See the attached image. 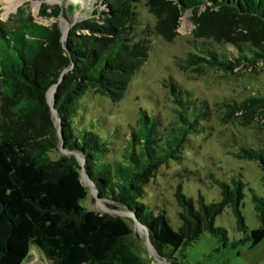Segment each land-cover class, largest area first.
I'll list each match as a JSON object with an SVG mask.
<instances>
[{
    "label": "trees",
    "instance_id": "1",
    "mask_svg": "<svg viewBox=\"0 0 264 264\" xmlns=\"http://www.w3.org/2000/svg\"><path fill=\"white\" fill-rule=\"evenodd\" d=\"M39 1L38 15L52 23L35 20L25 8L13 14L14 26L0 19V264H21L31 246L50 264H148L138 231L169 264H196L184 261L185 249L203 231L228 244L226 228L214 224L225 206L232 208L243 234L232 246L258 244L264 237V196L253 195L259 225L248 229L239 208L240 180L230 185L214 179L220 186L218 202L188 197L181 185L176 187L178 228L165 210L155 214L141 200L160 169L170 160L181 161L190 137L210 122L248 127L256 116L264 117V95L236 100L223 94L209 104L169 77L164 85L170 116L164 118L157 107L151 113L140 109L118 147L80 126L76 116L87 91L121 101L148 59L151 36L175 40L188 10L189 51L173 60L180 71L264 65V0H98L78 21L69 19L77 4ZM140 1L154 18L152 25L140 21ZM61 15L70 20L65 31ZM223 45L227 50L219 48ZM55 84L52 108L47 92ZM252 135L234 154L254 160L264 184V131ZM88 188L129 216L82 205Z\"/></svg>",
    "mask_w": 264,
    "mask_h": 264
},
{
    "label": "rangeland",
    "instance_id": "2",
    "mask_svg": "<svg viewBox=\"0 0 264 264\" xmlns=\"http://www.w3.org/2000/svg\"><path fill=\"white\" fill-rule=\"evenodd\" d=\"M47 1L50 5L58 3L63 7L68 3L77 4L69 19L78 21L91 12V8L98 0ZM143 2L136 3L138 17L143 25H152L154 18L147 12ZM39 7V0H23L5 15L6 11L0 0V19L8 26H14L13 14L18 8H25L35 20L52 23V18H41L38 15ZM191 16L192 13L188 10L180 17L178 36L173 41H164L156 34L151 36L148 59L126 87L121 101L112 103L109 98L101 94L87 91L79 100L76 120L79 121L80 126L85 125L97 131L113 146L122 145L130 126L136 124L140 109L151 113L157 107L163 110L164 118L170 116L168 92L164 85L169 77L191 92L194 97L205 99L210 102L209 104L220 100L223 94L236 100L250 95H264V65L259 62L247 67L243 64L227 72L204 69L200 73H191L180 71L174 66V57L183 56L189 51L190 45L187 39H191L190 32L193 28L189 20ZM59 20L63 31L66 24L68 28L71 26L70 20L62 15ZM226 46L219 48L227 50ZM51 92L50 89L48 100L52 99ZM54 119L56 121V118ZM254 130L264 131L263 116H256L248 127L221 125L213 120L205 131L190 137L191 141L185 146L181 161L170 160L168 165L160 169L155 181L145 186L146 195L141 201L149 205L155 214L162 209L165 210L169 223L174 228H178L181 222L174 197L176 187L181 185V191L188 197L196 199L201 195L206 202H218L221 200L220 186L213 180L227 181L230 185L232 179L240 180L243 184L241 189L243 197L239 208L244 223L248 229L258 227L253 195L264 196L262 172L254 160L242 159L234 154L242 143L252 139ZM185 169L194 171V174H187ZM81 204L99 213L108 212L124 218L129 216V213L113 202L99 200L90 188L87 198L83 199ZM235 217L232 208L225 206L214 219L215 226H222L227 230L229 242L226 246H223L217 237L203 231L198 241L186 247L184 261L196 264H264V237L254 246L249 241L232 246L234 240L240 241L243 238V234L236 228ZM138 232L142 242L140 243L142 258L148 264H168L166 263L168 260L158 256L149 242H146L143 234ZM30 250L28 258H25L21 264H50L46 262L38 247L31 246Z\"/></svg>",
    "mask_w": 264,
    "mask_h": 264
},
{
    "label": "bare ground",
    "instance_id": "3",
    "mask_svg": "<svg viewBox=\"0 0 264 264\" xmlns=\"http://www.w3.org/2000/svg\"><path fill=\"white\" fill-rule=\"evenodd\" d=\"M3 5H4V8H5V15L10 13L13 9H15V7L18 5V4H21L23 2V0H1ZM68 28L67 24L66 26H64V31ZM53 88V86L51 87ZM54 90V89H53ZM52 99H53V91H52ZM51 101V99H50ZM84 178L86 179L85 175H84ZM138 224V223H137ZM141 227V226H139Z\"/></svg>",
    "mask_w": 264,
    "mask_h": 264
},
{
    "label": "water",
    "instance_id": "4",
    "mask_svg": "<svg viewBox=\"0 0 264 264\" xmlns=\"http://www.w3.org/2000/svg\"><path fill=\"white\" fill-rule=\"evenodd\" d=\"M56 85L57 84H55V85H52L53 86V89L55 90V87H56ZM51 86V87H52ZM54 90H53V92H54ZM48 93V92H47ZM49 98H48V95H47V102H48V104L52 107V99H51V101L50 100H48ZM53 108V107H52ZM87 184V183H86ZM91 189V191L93 192V190H92V188H90ZM94 193V192H93ZM96 197L99 199V197L96 195ZM146 242H149L147 239H146ZM166 263H168V262H166ZM169 264V263H168Z\"/></svg>",
    "mask_w": 264,
    "mask_h": 264
},
{
    "label": "crops",
    "instance_id": "5",
    "mask_svg": "<svg viewBox=\"0 0 264 264\" xmlns=\"http://www.w3.org/2000/svg\"><path fill=\"white\" fill-rule=\"evenodd\" d=\"M30 251H31V250H30ZM22 262H23V261H22ZM46 262L48 263V262H50V261L46 259Z\"/></svg>",
    "mask_w": 264,
    "mask_h": 264
}]
</instances>
